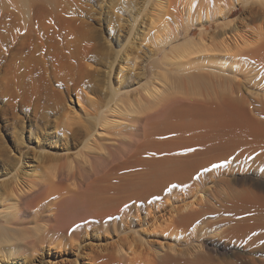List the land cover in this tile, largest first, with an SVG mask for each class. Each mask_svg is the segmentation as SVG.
<instances>
[{
	"label": "rangeland",
	"instance_id": "obj_1",
	"mask_svg": "<svg viewBox=\"0 0 264 264\" xmlns=\"http://www.w3.org/2000/svg\"><path fill=\"white\" fill-rule=\"evenodd\" d=\"M158 1L67 0L65 4L64 0H57L50 5L40 1L28 10V14L40 18L33 25L28 22L29 26L21 21L24 14L20 16L12 6V10L7 7L9 11L6 8L0 13V219L12 204L10 191L15 179L20 183L28 180L40 160L51 164L53 157L63 154L70 160L80 158L87 139L84 127L92 130L103 148L114 149L122 136L132 131L133 122L124 113L123 105L140 99L144 90L157 81L164 86L166 81L159 71L177 74L172 64L163 63L173 47L194 37L207 41L211 47L214 41L218 44L223 38L232 37L231 26L237 27L240 18L245 17L241 3L233 6L232 15L216 11L208 15L200 11L197 15L196 9L187 15L177 10L178 0H167L175 19L170 27L160 30ZM155 15L158 19L153 23ZM54 16L74 18L73 27L77 30L71 34L63 32ZM54 30L58 43L51 48L47 38ZM156 60L162 68L153 64ZM68 109L75 119L63 126ZM104 118L112 125L103 124ZM61 127L77 130L76 135L62 132ZM237 150L232 156L213 154L214 158H208L193 182L208 190L254 189L264 177V163L258 167L253 158L238 160L241 150ZM191 185L169 186L166 198L154 195L146 203L128 202L100 221L78 223L66 233L49 235L35 244V253L24 248L8 255L0 251V264H167L156 259L159 250L173 247L189 256V250L198 243L202 244L203 254L212 259L209 264H264V226L250 224L251 227L246 225L237 231L232 220H222L230 216L219 208L215 209L218 213L212 210L211 215L208 213L188 226L174 219L175 209L192 197ZM199 193L205 196L206 190ZM192 198L198 204L197 196ZM55 200L58 202L60 197ZM76 211L78 207L70 206L65 211L67 219L72 220ZM34 215H16L10 226L21 233L30 232V227H36L42 219V210ZM194 227H203L208 233L198 235ZM220 229L229 237L214 234ZM120 246L125 249L127 260L120 258Z\"/></svg>",
	"mask_w": 264,
	"mask_h": 264
},
{
	"label": "bare ground",
	"instance_id": "obj_2",
	"mask_svg": "<svg viewBox=\"0 0 264 264\" xmlns=\"http://www.w3.org/2000/svg\"><path fill=\"white\" fill-rule=\"evenodd\" d=\"M40 1H46L44 4L49 5L57 2L0 0V13L12 6L19 11L20 16L24 14L21 19L24 24L31 22L33 25L40 18L28 14V10ZM64 2L67 4V0ZM240 3L244 6L241 13L245 17L240 18L237 27L231 26L232 37L221 38L219 42L216 41L218 44L214 41L211 47L207 41L188 38L184 43L173 47L171 56L163 61L164 64H172L178 71L177 74L166 72L170 75L169 79H172L166 80L168 76L164 70L159 71L160 77L166 81L164 86L162 81L156 83L153 80V87L143 88L145 90L140 99L128 100L125 105L120 103L134 125L129 124L132 131L124 135V138L122 136V141L114 149L103 148L101 143H97L92 130L84 127L87 139L80 158L70 160L63 154L53 157L51 164H42L40 160L36 171L28 180L20 183L15 179L10 191L12 204L0 219L2 253L13 254L20 248L28 251L32 249L30 252L35 253L38 248L35 244L45 241L49 235L66 233L78 223L100 221L128 202L146 203L154 195L166 198L165 190L172 185L179 187L194 183L190 186V191L192 197L197 196L199 201L196 204L194 198L189 197L187 202L175 209L174 219L178 223L192 225L197 220H202L210 211L219 208L230 216L222 220H232L237 231L250 224L254 227L264 226V177L256 182L254 189L243 187L223 190L222 187L221 191L220 188L208 190L193 182L195 174L213 154L232 156L233 152L240 149L238 160L253 158L258 167L264 163V0H178L176 6L180 14L190 15L196 9L197 15L200 11H204L206 15L211 11L232 15L235 12L233 6ZM248 3H251L250 6H247ZM167 4V0L156 2L157 12L161 15L158 16L160 19L157 24L160 25V30L170 27L175 19L169 8L171 4ZM8 8L6 11H9ZM53 18L63 32L71 34L77 30L73 27L74 18ZM157 19L156 16L152 22H157ZM74 25L77 24L74 22ZM57 35L54 30L47 38L51 48L58 43L55 38ZM213 52L215 53L212 54ZM153 64L161 67L157 60ZM68 110V114L63 116V126L71 124L75 119L74 113ZM102 120L103 124L112 125L107 118ZM60 130L71 136L77 132L71 131V127H61ZM93 158H97V161L93 162ZM19 168L20 166L17 170ZM200 190H206V195L200 194ZM65 193L68 194L64 195ZM59 197L58 202H53L54 198ZM73 205L79 211L72 215V220L67 219L65 211ZM147 208L150 209L148 205ZM135 209L137 210V205ZM41 210L42 219L36 223V227H30L31 231L28 229L30 232L21 233L10 226L16 215L28 217L38 215ZM197 229L193 228L198 235L208 233L203 227ZM222 229L214 234L225 236L227 233L224 235ZM29 237L33 240L27 241ZM175 249L169 247L167 251L159 250L156 259L159 257L170 264H209L212 260L203 254L200 243L189 250V256L182 255ZM124 250L121 246L117 248L120 258L127 260Z\"/></svg>",
	"mask_w": 264,
	"mask_h": 264
},
{
	"label": "snow or ice",
	"instance_id": "obj_3",
	"mask_svg": "<svg viewBox=\"0 0 264 264\" xmlns=\"http://www.w3.org/2000/svg\"><path fill=\"white\" fill-rule=\"evenodd\" d=\"M189 150H191V149H189ZM215 166V165H214Z\"/></svg>",
	"mask_w": 264,
	"mask_h": 264
}]
</instances>
